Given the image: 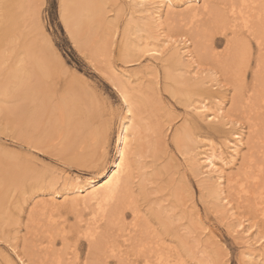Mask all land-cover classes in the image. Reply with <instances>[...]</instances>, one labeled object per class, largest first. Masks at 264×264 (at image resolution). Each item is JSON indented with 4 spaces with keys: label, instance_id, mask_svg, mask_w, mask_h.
Segmentation results:
<instances>
[{
    "label": "bare ground",
    "instance_id": "6f19581e",
    "mask_svg": "<svg viewBox=\"0 0 264 264\" xmlns=\"http://www.w3.org/2000/svg\"><path fill=\"white\" fill-rule=\"evenodd\" d=\"M43 3L0 0V132L10 128L12 141L26 151L20 157L0 148V240L8 242L17 257L23 254L21 264L187 262L188 223L196 231L199 218L180 222L189 209L178 186L171 194L172 214L140 192L143 176L156 169L144 170L147 149L135 112L149 99L131 91L127 73L115 69L112 56L132 62L147 51L160 60L163 89L182 104L197 102L200 113L215 105L204 117L219 124L215 130L224 131L222 126L229 124V143H209L194 152L199 140L184 124L174 132L175 144L189 155L192 170L205 168L199 179L201 200L230 204L233 199L234 208L248 211L264 227V0H126L128 10L118 31L117 0H59L60 19L72 41L126 103L106 170L112 121L99 114L91 94L72 93V82L60 76V59L50 51V40L45 38L44 48L36 37L43 32ZM164 22L168 30L174 28L172 33L161 26ZM94 32L100 37L97 42ZM116 32L123 48L113 55ZM143 38L149 48L142 46ZM160 41L169 43L165 53ZM225 99L228 106H223ZM32 151L80 173L101 175L83 181L64 177L59 190L55 165L38 163ZM236 160L239 167L225 174L223 167ZM162 169L167 170L164 165ZM176 207L178 217L173 215ZM20 228L25 234L23 249L17 252L13 240ZM248 240V245L257 242ZM3 258L5 264H15Z\"/></svg>",
    "mask_w": 264,
    "mask_h": 264
},
{
    "label": "rangeland",
    "instance_id": "374dc122",
    "mask_svg": "<svg viewBox=\"0 0 264 264\" xmlns=\"http://www.w3.org/2000/svg\"><path fill=\"white\" fill-rule=\"evenodd\" d=\"M123 1L125 2L126 0H117L119 6L118 11L121 12L118 14L117 21H115L117 31L119 27L124 25L128 10L126 9L127 5ZM55 3L56 8L53 10L51 0H44L40 9V21L43 26V32L36 34V37L39 42L42 39L44 48L48 47L45 38L50 40L52 45L50 51L55 52L60 59L58 61L60 76L63 82H72V93L78 94L86 91L89 95L91 94L94 106L100 109L99 114L112 121L113 126L110 143L108 145L106 170L109 168L115 154L114 144L117 136V124L119 117L126 110V103L117 90L114 89L113 85L94 67L93 62H90L83 55V51L74 44L60 19L59 0H55ZM112 14L113 11L108 12L109 16ZM167 25L166 22L161 24L167 33H172L174 28L172 31L171 29L168 30L170 27L167 28ZM106 31L109 32V29ZM93 36L95 42L99 41L100 37L96 32H94ZM112 38L110 49L112 54L115 55L117 52L122 51L123 45L121 44V35H118V32ZM140 40H142V46L144 48L151 46V44L147 45L144 42V38ZM160 44L159 49L161 53H165L169 47L164 46L169 43L160 41ZM111 58L114 60L117 71L127 73L131 91L141 97L149 99L144 108L135 110V112L137 117L141 118L140 132L144 139V150L147 149L144 157L147 165L144 170L148 172L155 165L156 169L153 172L150 171V174L147 173L143 176L140 192L143 196L152 199L158 208H163L160 206L164 205L168 209L167 213L172 214L173 197L171 194L173 188L175 189L178 186L181 190V195L187 199L185 200V205L189 209L185 213L187 215L186 219H182L180 222L185 223L187 219L195 221L199 218L200 228L196 231L192 232V224L188 223L189 232L187 233V243L188 249L190 248V250L184 256L185 261H187L186 264H264V231H262L264 227H260L259 219L248 211L242 212V210L234 208L235 203L233 199L230 200L231 203H228L229 205L225 200L221 201L222 204L213 198L205 197L204 200H201L199 179L203 178L200 172L202 170L204 171L205 168L203 165H198L199 172L198 170H192V160L189 159V155L187 153L182 154L180 148H177L174 141V132L177 128L179 132L180 127L185 124V126L189 127V132L194 135L195 140H199V143L196 142L195 145L193 144L194 152L199 150L198 147H207L209 143H213L216 146L223 145L224 142L229 143L232 136V130H226L230 127L229 124L222 126L224 131L215 130L214 127L219 124L209 123L210 121L204 117L205 113L213 112L215 105L210 103L208 105L209 108H204V113H200L202 109L196 107L199 105L197 102H193L189 106L182 104L175 96L163 89L160 60L150 56L147 51L138 60L132 62H123L120 59H116V56H112ZM169 84H167V87ZM212 88L215 90L218 89V86ZM224 95L227 98L229 94L226 91ZM226 100L223 106H228ZM211 116L213 115L208 117ZM184 119H188L189 122L191 120L192 123L187 125V123L183 122ZM1 120L2 118H0V123ZM240 125L242 127L244 126L242 124ZM10 134V128L5 133L0 132V148L12 156H25L23 154L26 152L25 150L23 152L24 148L18 147L12 141ZM242 148L241 153L243 151L246 153V147ZM32 153L37 157L38 163L50 166L51 164L55 165L59 176L56 187L59 190V183H62L64 177H71L72 179L73 177L79 176V181H83L89 176L93 175L94 178H99L101 175V172L92 175L83 172L80 173L75 168L67 167L62 162H58L56 158L53 159L44 152L32 151ZM162 165L167 170H163ZM239 165V160H236L233 164L223 167V171L225 174L234 172ZM57 198H61L60 194L57 195ZM168 204L171 206H168ZM165 208L163 209L165 210ZM179 214L181 213L176 207L173 215L180 216ZM20 217L22 220H25V211L20 214ZM73 221L74 219L68 216L67 222L72 223ZM175 222L177 223L174 224L176 227L179 221L177 222L176 219ZM21 227H23L22 224ZM24 234V228H20L13 240L18 244L16 248L17 252L23 249L22 238ZM246 238H250L251 241ZM246 240L250 243L257 242L248 245ZM56 246L59 247L60 244L58 243ZM22 255L19 254L17 257L10 244L0 240V264H5L3 256H7L8 259L11 258L15 264H21L19 258ZM21 260H24V258Z\"/></svg>",
    "mask_w": 264,
    "mask_h": 264
},
{
    "label": "snow or ice",
    "instance_id": "6c2138e0",
    "mask_svg": "<svg viewBox=\"0 0 264 264\" xmlns=\"http://www.w3.org/2000/svg\"><path fill=\"white\" fill-rule=\"evenodd\" d=\"M51 3H52L53 10H55V8H56L55 0H51ZM85 264H87V261H85Z\"/></svg>",
    "mask_w": 264,
    "mask_h": 264
}]
</instances>
